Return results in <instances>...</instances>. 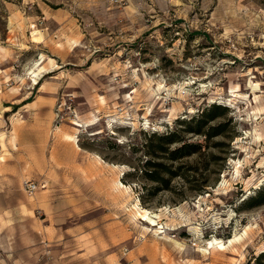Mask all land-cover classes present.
Listing matches in <instances>:
<instances>
[{
  "label": "rangeland",
  "instance_id": "374dc122",
  "mask_svg": "<svg viewBox=\"0 0 264 264\" xmlns=\"http://www.w3.org/2000/svg\"><path fill=\"white\" fill-rule=\"evenodd\" d=\"M0 143V264H264V0H0Z\"/></svg>",
  "mask_w": 264,
  "mask_h": 264
},
{
  "label": "trees",
  "instance_id": "16d2710c",
  "mask_svg": "<svg viewBox=\"0 0 264 264\" xmlns=\"http://www.w3.org/2000/svg\"><path fill=\"white\" fill-rule=\"evenodd\" d=\"M227 109L226 106L220 105V104H214L213 108L211 110V114L210 115H205L203 114L202 117L198 120V128L196 129L197 133H202L205 132V134H207L208 136H213L214 134H218L219 131L216 132H212V130L218 129V127H210L208 131H203V128L207 125V123L211 120L216 119L219 116H222L225 113V110ZM213 111L215 112L214 114ZM158 140L160 141L159 145H151L152 147V152L156 151H164V147H163V143L164 144H170L172 142H176L179 141V137L177 138L176 133L172 132L170 134L167 135H159ZM162 142V145H161ZM194 146H197L196 144H191V143H187L184 142L179 148L173 150L172 154L175 158H178L182 155H186L189 154V152H194ZM147 166L149 167L148 169H146V175L147 177L153 179V180H160L158 175H156V173H158L157 171L160 170V165L152 162V161H148L147 162ZM261 193V192H260ZM262 202L264 201V199L261 200ZM258 201V202H261ZM264 259V251L261 253L260 255V260L262 261Z\"/></svg>",
  "mask_w": 264,
  "mask_h": 264
},
{
  "label": "bare ground",
  "instance_id": "6f19581e",
  "mask_svg": "<svg viewBox=\"0 0 264 264\" xmlns=\"http://www.w3.org/2000/svg\"><path fill=\"white\" fill-rule=\"evenodd\" d=\"M43 62H44V60H42V63H40L39 64V66L37 67V69L36 70H34L32 73H34L35 75H34V80H35V82H37V76L41 73V72H43L44 71V67H42V64H43ZM50 62H53V59H50ZM40 69V71L38 72V70ZM40 79V78H39ZM69 139H72L71 137H69ZM120 185V184H119ZM147 220H148V222H149V224H150V226L149 227H157V225L159 224V222H158V220H157V215H154V216H148V218H147ZM157 231V230H156ZM240 239H235L233 242H231V243H236L237 241H239ZM219 249L221 250V251H223L224 249H225V245L224 244H221L220 243V247H219Z\"/></svg>",
  "mask_w": 264,
  "mask_h": 264
},
{
  "label": "built area",
  "instance_id": "2783aa9c",
  "mask_svg": "<svg viewBox=\"0 0 264 264\" xmlns=\"http://www.w3.org/2000/svg\"><path fill=\"white\" fill-rule=\"evenodd\" d=\"M27 184H28V189L31 192H34L35 190H37L39 186L35 181H28Z\"/></svg>",
  "mask_w": 264,
  "mask_h": 264
},
{
  "label": "crops",
  "instance_id": "0c3cea01",
  "mask_svg": "<svg viewBox=\"0 0 264 264\" xmlns=\"http://www.w3.org/2000/svg\"><path fill=\"white\" fill-rule=\"evenodd\" d=\"M1 144V143H0ZM1 146V145H0Z\"/></svg>",
  "mask_w": 264,
  "mask_h": 264
}]
</instances>
